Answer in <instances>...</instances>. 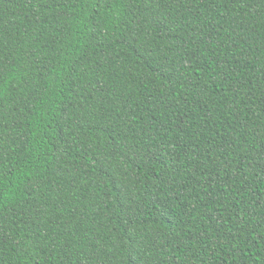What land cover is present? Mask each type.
I'll use <instances>...</instances> for the list:
<instances>
[{
	"label": "trees",
	"instance_id": "16d2710c",
	"mask_svg": "<svg viewBox=\"0 0 264 264\" xmlns=\"http://www.w3.org/2000/svg\"><path fill=\"white\" fill-rule=\"evenodd\" d=\"M0 264H264V0H0Z\"/></svg>",
	"mask_w": 264,
	"mask_h": 264
}]
</instances>
